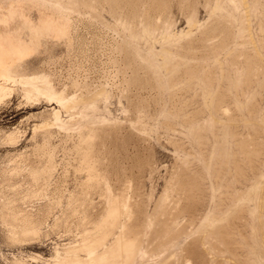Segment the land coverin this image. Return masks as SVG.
Instances as JSON below:
<instances>
[{"label": "rangeland", "instance_id": "obj_1", "mask_svg": "<svg viewBox=\"0 0 264 264\" xmlns=\"http://www.w3.org/2000/svg\"><path fill=\"white\" fill-rule=\"evenodd\" d=\"M189 1L0 0V264H264V0Z\"/></svg>", "mask_w": 264, "mask_h": 264}, {"label": "bare ground", "instance_id": "obj_2", "mask_svg": "<svg viewBox=\"0 0 264 264\" xmlns=\"http://www.w3.org/2000/svg\"><path fill=\"white\" fill-rule=\"evenodd\" d=\"M21 1L23 2V5L24 4H28L29 6L31 4L40 5L47 12L58 15L59 19L62 20L63 24L62 23L61 24L64 28L61 29V31L65 34L67 33V35L70 36L71 26L69 19L71 15L74 13L73 10L75 9H73V7L75 6L76 2H78L81 5L83 4L87 5L86 3L88 2H97V4L105 7L107 6L111 10L112 9L123 10L122 8H128L129 7L128 5H130L132 9L137 10L140 7L141 2L143 0H21ZM148 2H149L148 5L150 10H156L158 11V13L160 12L161 15H166L169 13L171 14V0H148ZM180 3L186 8L190 7L189 0H180ZM153 17L155 16L153 15ZM55 26L57 27V29H59L60 27L59 25H55ZM35 33L38 34V32ZM151 35L149 36L151 37ZM163 39L164 40L162 41L153 43V45L155 47H157V44H160L162 46L164 43H170L174 39L179 40L183 38H181V35H177L168 31L167 36L165 38L163 37ZM153 45H151V48L154 47ZM13 52L14 53L18 52L20 54H23L25 53V49L19 48L18 50ZM4 89L5 87L2 85L0 87V92L3 91ZM206 103L208 108L211 107L210 112H211V116L213 117L214 114L212 110V105L214 103L212 100H208ZM112 212L117 213L118 207H114L112 209ZM214 224L215 223H213L212 225ZM135 234L136 233H132L131 235L130 234L124 236L122 235V237L118 238L115 244L109 250H105L103 252L98 251L97 250L98 246L96 245L98 241L101 242L102 240L105 239V237L102 235V237H100L98 240H93V242H91L90 244H85V246L83 247V250L86 251L87 258L84 259L79 253V249L75 248V250L72 249L70 251L69 256H67L64 260L60 261L57 264H129L138 246V239H137L138 235L136 236Z\"/></svg>", "mask_w": 264, "mask_h": 264}]
</instances>
